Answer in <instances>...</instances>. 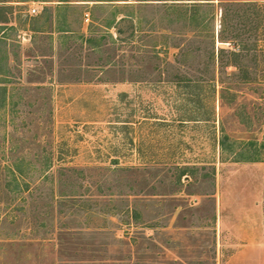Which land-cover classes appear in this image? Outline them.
Instances as JSON below:
<instances>
[{"label": "rangeland", "instance_id": "rangeland-1", "mask_svg": "<svg viewBox=\"0 0 264 264\" xmlns=\"http://www.w3.org/2000/svg\"><path fill=\"white\" fill-rule=\"evenodd\" d=\"M0 264H264V2L0 0Z\"/></svg>", "mask_w": 264, "mask_h": 264}, {"label": "crops", "instance_id": "crops-1", "mask_svg": "<svg viewBox=\"0 0 264 264\" xmlns=\"http://www.w3.org/2000/svg\"><path fill=\"white\" fill-rule=\"evenodd\" d=\"M248 1H250V2H264V0H248ZM254 196H255V193H252L250 199L252 200V203H251L252 208H253L252 212L255 214V213H257V206L253 204ZM251 234H252L253 239H255V228H252Z\"/></svg>", "mask_w": 264, "mask_h": 264}, {"label": "built area", "instance_id": "built-area-1", "mask_svg": "<svg viewBox=\"0 0 264 264\" xmlns=\"http://www.w3.org/2000/svg\"><path fill=\"white\" fill-rule=\"evenodd\" d=\"M32 12H33V10H32Z\"/></svg>", "mask_w": 264, "mask_h": 264}]
</instances>
